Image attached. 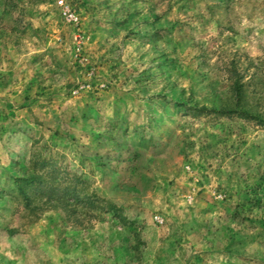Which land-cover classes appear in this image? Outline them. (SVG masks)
I'll return each instance as SVG.
<instances>
[{"label": "rangeland", "instance_id": "374dc122", "mask_svg": "<svg viewBox=\"0 0 264 264\" xmlns=\"http://www.w3.org/2000/svg\"><path fill=\"white\" fill-rule=\"evenodd\" d=\"M0 264H264V0H0Z\"/></svg>", "mask_w": 264, "mask_h": 264}, {"label": "trees", "instance_id": "16d2710c", "mask_svg": "<svg viewBox=\"0 0 264 264\" xmlns=\"http://www.w3.org/2000/svg\"><path fill=\"white\" fill-rule=\"evenodd\" d=\"M239 84V83H238ZM248 114H242V117H247Z\"/></svg>", "mask_w": 264, "mask_h": 264}]
</instances>
